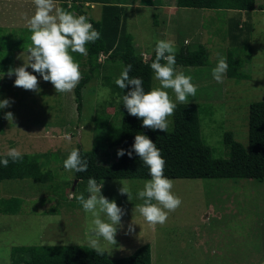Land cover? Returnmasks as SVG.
Wrapping results in <instances>:
<instances>
[{"label": "rangeland", "instance_id": "obj_1", "mask_svg": "<svg viewBox=\"0 0 264 264\" xmlns=\"http://www.w3.org/2000/svg\"><path fill=\"white\" fill-rule=\"evenodd\" d=\"M139 2H121V26L132 36L134 49L143 60L154 53L157 39L172 41L175 51L180 46L189 50H195L199 45L205 48V66H176L175 69L190 75L196 86L195 96L188 97L183 103L197 106L201 133L212 149L213 157L227 158L222 142L225 132H230L234 140L247 148L249 104L264 98V0H256L261 9L244 15V12L227 10L206 13L190 8L164 9L173 6L171 0ZM158 6L163 8L157 11ZM21 7L13 5L7 10L14 17L17 14L23 16L15 19L14 24L27 16L28 8ZM82 9L93 20H99L102 15L99 3L85 2ZM231 16L235 21L244 17L243 21L252 27L247 36L249 49L247 45L240 47L237 43L239 48L234 51L228 41L225 31L227 17ZM155 20L156 25H153ZM29 35L23 30L0 34V70L6 71L23 63L24 56L20 57V54L30 43ZM228 49L241 62L238 71L247 79L229 78L225 74L223 82L217 83L211 77V69L216 64L217 54L226 57ZM105 61L104 56L98 57L97 63L102 68L82 90L79 117L73 90L56 93L50 82L35 73L39 91L13 86L14 76L0 80V99L9 100V106L0 110V154L15 147L21 154L36 156L43 169H49L53 177L45 184L31 180L0 183V198L13 196L22 200L19 213L0 214V264H10V249L14 246L92 247L88 234L91 216L81 209L75 198L77 194L86 196L87 193L84 185L63 169L62 162L72 148L87 151L98 145L99 129L95 124L98 118L118 125L116 94L110 90L105 98L99 93L103 88L110 89L102 83V77L115 75L114 81L119 63ZM26 70L32 72L30 68ZM158 86V81L152 79V87ZM166 91L175 102L172 90ZM6 112L12 113V121L5 119ZM169 120L166 131L171 129V117ZM116 150V147L99 148L98 161L114 162ZM170 180L172 192L180 198L181 204L169 212L164 223L155 226L148 225L135 208L141 203L135 198V192L143 187L145 180L101 181V195L115 200L123 215L114 237L115 244L100 242L98 249L106 252L110 259H118L148 245L151 264H264V179ZM122 185L131 191L130 201L120 194Z\"/></svg>", "mask_w": 264, "mask_h": 264}, {"label": "trees", "instance_id": "obj_2", "mask_svg": "<svg viewBox=\"0 0 264 264\" xmlns=\"http://www.w3.org/2000/svg\"><path fill=\"white\" fill-rule=\"evenodd\" d=\"M59 7L84 15L92 26L100 33V39L86 45L87 55L72 53L80 67L81 78L73 89L74 101L78 117L82 111V90L89 80L98 73L102 65L97 63L99 55L105 62H118L119 71L124 64H131L129 76L142 78L145 91L152 88V71L149 64L155 58L154 53L143 60L135 51L133 38L122 30V3L126 0H56ZM151 1V0H140ZM153 1V0H152ZM176 8L227 10L229 12H251L261 9L256 0H171ZM99 3L102 15L93 20L82 9L83 3ZM226 36L233 50L247 45V36L252 27L239 18L227 17ZM156 25V20L154 24ZM128 35V36H127ZM126 37V38H125ZM1 42V40H0ZM2 46V45H0ZM1 50V49H0ZM95 57V58H94ZM206 51L199 45L195 50L180 46L175 51L176 66L185 68L206 65ZM228 64L226 75L229 78L247 79L238 71L241 63L232 50H227ZM37 74V73H36ZM115 75L102 77V83L116 94L118 101L125 90L118 88L112 79ZM116 76V77H117ZM115 77V78H116ZM115 80V79H114ZM118 125L114 126L104 118L95 121L98 130V145L90 150H82L81 155L88 160L85 172L74 173V179L86 188L87 179L91 176L100 183L103 180H147L148 170L142 166L135 155L117 158L109 164L100 163L97 159L98 149L111 147L129 149L137 133H143L160 149L165 161L164 175L169 179H264V98L249 104L247 115V148L234 140L230 132L223 134V145L227 150V158H214L212 149L203 139L200 127L199 110L192 103H177L171 115V129L165 132L152 131L141 127L140 121L127 113L118 102ZM52 172L43 169L39 158L22 154L16 163L9 162L7 167H0V183L7 180H31L36 184L52 181ZM22 200L18 197L0 198V214L14 215L20 212ZM10 264H151L150 248L143 245L130 256L110 259L106 252L89 246L80 245H31L14 246L10 249Z\"/></svg>", "mask_w": 264, "mask_h": 264}, {"label": "clouds", "instance_id": "obj_3", "mask_svg": "<svg viewBox=\"0 0 264 264\" xmlns=\"http://www.w3.org/2000/svg\"><path fill=\"white\" fill-rule=\"evenodd\" d=\"M34 12L25 20L29 30V40L23 54V63L15 68L0 70V80L5 76L13 80V86L25 90L39 91L37 87V73L39 77L50 82L56 93H70L81 78L79 63L72 53L87 55L86 47L100 39V33L92 26L84 15H76L71 11L56 5V0H32ZM155 58L149 64L152 79L158 81V87L145 91L141 77L129 76L131 64H124L114 84L124 91L119 97L127 113L136 117L141 127L152 131L165 132L170 123L176 103H183L190 96H195L196 86L191 82V76L176 71L175 51L170 40L157 39L154 44ZM100 56V55H99ZM103 56V55H102ZM218 59L211 69V77L217 83L223 82L228 64L226 57L217 54ZM19 57V58H20ZM31 69L32 72L26 69ZM171 89L175 102L169 98L166 91ZM110 91L103 88L99 93L106 98ZM9 106L8 99H0V110ZM5 119L12 121L11 112L4 113ZM127 155L137 156L142 166L148 170L149 178L143 182V187L135 192V198L141 203L135 208L143 220L150 226L165 222L169 212L180 206L181 200L172 192V182L164 175L165 161L156 144L143 133H137L129 149L116 150L117 158ZM22 159L21 152L11 147L0 154V167H7L9 162L16 163ZM62 167L70 174L85 172L88 169L87 158L81 155L78 148H72L62 162ZM102 183L93 177L86 182L85 192L76 195L81 209L90 214L88 225L89 243L98 249L100 242L115 244L117 228L121 226L122 209L115 200H109L101 195ZM120 194L132 199L128 187L122 185ZM131 230V226H129Z\"/></svg>", "mask_w": 264, "mask_h": 264}, {"label": "crops", "instance_id": "obj_4", "mask_svg": "<svg viewBox=\"0 0 264 264\" xmlns=\"http://www.w3.org/2000/svg\"><path fill=\"white\" fill-rule=\"evenodd\" d=\"M2 2H3V4H2V6H0V34L3 31H11V32H13V31H16V30H23V31H26V33H28L29 30L26 27L25 20H26V18L28 16L32 15V13L34 12V6H33V3H32V0H3ZM13 5H19V7L22 6L24 9L28 8V11L26 13L27 16L22 21H20L19 23H15V24H14L13 21L15 19L23 18V16L17 14V17H14L11 14H8L7 10L9 8H12ZM56 5L58 6V2L57 1H56ZM153 5H152V8L155 7ZM167 7L168 8H164V9L171 10V11L172 10L176 11L174 9V7H175L174 4H173V6L168 5ZM162 8H163L162 6H158L155 9L157 11H160ZM198 10H203V12H206V13H210V12L211 13H213V12L217 13V11H220V10H208V9H198ZM244 14H245V12L242 15H244ZM243 18L244 17H241V21L243 20ZM14 27H16V28H14ZM185 38H187V37H185ZM36 75H38V74H36Z\"/></svg>", "mask_w": 264, "mask_h": 264}, {"label": "bare ground", "instance_id": "obj_5", "mask_svg": "<svg viewBox=\"0 0 264 264\" xmlns=\"http://www.w3.org/2000/svg\"><path fill=\"white\" fill-rule=\"evenodd\" d=\"M128 36V35H127ZM126 38V37H125ZM95 58V57H94ZM248 143V142H247Z\"/></svg>", "mask_w": 264, "mask_h": 264}, {"label": "built area", "instance_id": "obj_6", "mask_svg": "<svg viewBox=\"0 0 264 264\" xmlns=\"http://www.w3.org/2000/svg\"><path fill=\"white\" fill-rule=\"evenodd\" d=\"M100 56H102V55H100Z\"/></svg>", "mask_w": 264, "mask_h": 264}]
</instances>
